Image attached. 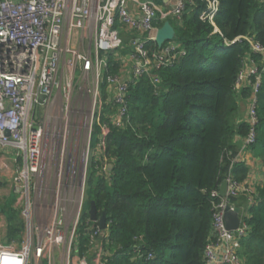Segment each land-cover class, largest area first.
Listing matches in <instances>:
<instances>
[{
    "label": "built area",
    "instance_id": "built-area-1",
    "mask_svg": "<svg viewBox=\"0 0 264 264\" xmlns=\"http://www.w3.org/2000/svg\"><path fill=\"white\" fill-rule=\"evenodd\" d=\"M193 1L0 0V146L6 150L0 152V162L6 158L16 164L13 171L6 164V174L14 182L13 191L17 195L14 205L20 208L24 221L20 240L0 242V264H45L46 256L48 264H106L103 240L99 238L101 231L95 225L90 227L93 260L75 250L86 200L87 165L82 164L79 170L62 168L52 190L48 185L43 193L38 190L46 170L47 145L59 139L67 142L69 130L78 128L76 135L82 133L92 152L93 131L98 124L102 131L96 142L103 148L110 122L122 126L126 119L129 121L126 97L129 82L147 75L157 84L161 78L153 74L155 69L173 66L186 54L176 33L174 40H167L162 46L157 43V34L165 21L181 20ZM204 1L200 18L215 25L220 1ZM260 1L264 4V0ZM242 39L250 43L254 53L261 55L259 59L248 56L243 61L234 87L237 95L247 87L252 88L246 111L249 129L245 135L235 136L239 149L231 160V166L243 163L249 167L255 160L251 146L258 139L257 94L264 74V44L247 35L226 42ZM126 47L131 49L127 53L117 51ZM109 53H114L119 61L117 73L109 71ZM78 70L84 84L74 95ZM105 70L109 71L107 75ZM104 81L112 93V108L116 109L109 115V121H103V114L100 115ZM40 93L45 95L43 102L38 100ZM38 105L54 110L53 124L61 113L57 120L63 125L59 134L50 125L49 112L41 120L36 116ZM13 153L15 158L11 157ZM64 163L66 166L63 159L62 167ZM0 169L6 176L3 165ZM225 179L226 196L220 193L221 184L211 193L218 200L213 202L205 264H245L240 249L251 230L250 208L256 203L257 189L250 184L248 175L240 181L231 169ZM241 196L246 198L245 205L239 203ZM235 207L240 208V224L229 229L225 213Z\"/></svg>",
    "mask_w": 264,
    "mask_h": 264
},
{
    "label": "trees",
    "instance_id": "trees-1",
    "mask_svg": "<svg viewBox=\"0 0 264 264\" xmlns=\"http://www.w3.org/2000/svg\"><path fill=\"white\" fill-rule=\"evenodd\" d=\"M219 1L215 25L200 18L204 0L188 5L182 19L175 20L179 28L171 20L186 54L173 66L155 69L153 74L161 78L157 84L147 75L129 82V121L122 126L110 122L104 149L97 140L91 144L88 196L75 248L90 260L94 258L90 227L95 225L101 231L106 264H205L213 202L218 200L211 193L230 169L240 181L249 169L243 163L231 166L239 149L235 136L249 129L244 113L252 94L247 87L237 95L235 82L248 56L261 57L245 39L226 41L247 35L264 44L260 0ZM108 59L109 71L117 73L114 53ZM257 95L254 145L262 148L264 156V74ZM115 111L104 108L103 121ZM101 131L96 124V139ZM105 159L112 168L103 173ZM16 196L11 215L5 214L7 242L20 240L24 230L20 208L14 205ZM92 201L98 217L103 211L107 214L105 229L90 218ZM239 203L245 205L246 198L241 196ZM250 211L251 230L242 240L240 254L245 264H264V183L257 188Z\"/></svg>",
    "mask_w": 264,
    "mask_h": 264
},
{
    "label": "rangeland",
    "instance_id": "rangeland-1",
    "mask_svg": "<svg viewBox=\"0 0 264 264\" xmlns=\"http://www.w3.org/2000/svg\"><path fill=\"white\" fill-rule=\"evenodd\" d=\"M173 24L176 26V28H179L176 24V21L171 19ZM118 28H120L119 25H117ZM122 29V28H121ZM122 35L126 38L127 34L125 32L122 33ZM174 40V39H173ZM130 68V67H128ZM90 83V82H88ZM84 84V79L81 75V72L78 70L76 73V78H75V82H74V87H73V93L74 95L77 94L82 86ZM102 93V108H101V113L100 115L103 114L104 112V108H108L110 107H114L111 103H113V100L111 99L112 97V93L110 91V88H107V85L105 84L104 88L101 91ZM49 112L51 114V119H50V125H52L53 123L52 121V117L54 114V110L50 111L49 108L43 107V106H36L35 109V114L36 116H38L40 118V120L42 119V117ZM59 114V111L58 113ZM61 114V113H60ZM58 115L57 120H59V118L61 117V115ZM70 116H73V112H70ZM75 117V116H73ZM56 123L53 124L54 125V130L56 131V134H59L60 132V128L63 127V125H61V120L57 121ZM52 125V126H53ZM51 127V126H50ZM52 128V127H51ZM65 131V130H64ZM78 131V128H71L69 130V140L67 142H63V140L61 141L56 140L54 142H49V144L47 145V152H46V170H44V175L42 176L43 181L39 184L38 190L43 193V189L45 188L46 185H48V188L50 190H52V186H54V184L56 185V181L59 179L62 168H64V171L69 169H76L79 170L80 167H82V164H84V167L87 165V168L90 167V162H91V149L89 147L88 143H85L83 140V136L82 133L81 135H76ZM64 135V132H62ZM75 138H80L79 140H75ZM96 138L94 136V142H95ZM255 146V147H254ZM104 149V148H103ZM251 149L253 151L256 152L257 155L261 156L264 159L263 156V150L260 146L257 145H252ZM100 150H102V147L100 148ZM99 150L98 153H101V151ZM15 153H13V155H11L12 158H15ZM2 156V155H0ZM63 159L64 162H67L66 166L64 163V167H62L63 164ZM20 163H22V160L20 158ZM70 163V164H69ZM6 164H8L10 166V169L16 170V164L14 163L13 160H9L6 159ZM75 164V167H73V165ZM70 165V166H68ZM104 168L105 170L107 169H111L110 168V163L107 162V160L105 159V163H104ZM105 170L103 169V173L105 172ZM48 178V182H46ZM64 178V176H63ZM71 179H75L76 176H70ZM88 171L87 174L85 176V195L86 198L88 196ZM0 182H2V185L0 186V208L3 209V213L6 215H11V211L9 210V208H11V203L13 201V198L15 197V193L14 196L10 195L8 196V194L10 193L11 190L14 189V182L12 180V178H10L7 174H6V179L5 176L3 175V172L0 169ZM8 200V201H7ZM1 214V213H0ZM2 215V214H1ZM3 218V215H2ZM0 219V242L1 243H7V237H6V222L4 219ZM89 257V255L87 256ZM56 258H58V256H56ZM92 261V259L90 260ZM45 264H48L47 261V256L44 259Z\"/></svg>",
    "mask_w": 264,
    "mask_h": 264
},
{
    "label": "water",
    "instance_id": "water-1",
    "mask_svg": "<svg viewBox=\"0 0 264 264\" xmlns=\"http://www.w3.org/2000/svg\"><path fill=\"white\" fill-rule=\"evenodd\" d=\"M175 33H176L175 28L171 24V22L169 20L165 21L162 27L158 30V34H157L158 45L162 46L167 40L173 39L175 37ZM44 98H45L44 94L40 93L38 95L39 102H43ZM7 133H10V132L7 131ZM110 168H112L111 164H110ZM227 186H228V182L226 179H224L220 186V193L222 196H226ZM89 214H90L91 220L94 222H98L101 229L106 228L107 214L105 211H103L102 216L98 217L95 201L91 202ZM225 220H226L227 227L229 229L238 228L240 224V208L239 207L228 208V210L225 213Z\"/></svg>",
    "mask_w": 264,
    "mask_h": 264
},
{
    "label": "crops",
    "instance_id": "crops-1",
    "mask_svg": "<svg viewBox=\"0 0 264 264\" xmlns=\"http://www.w3.org/2000/svg\"><path fill=\"white\" fill-rule=\"evenodd\" d=\"M246 111H247V108L245 109V113H244L245 115H246ZM1 151L6 152V150L0 146V152ZM252 156H255V160L252 163V165H249L248 167L249 168L248 178L250 180V184L253 185L255 189H257L259 186H261L264 183V159L261 156L257 155L255 151H253ZM0 165H3V168H5L3 171L6 175V158L4 160L1 159ZM5 179H6V176H5ZM1 185H2V182H0V186ZM13 194H14V191L11 190L8 196L13 195ZM0 213L3 215V218H2V215L0 214V218L6 220V233H7V217L2 212L1 208H0ZM13 241H17V239H13L11 242ZM11 242H7V243H11Z\"/></svg>",
    "mask_w": 264,
    "mask_h": 264
}]
</instances>
